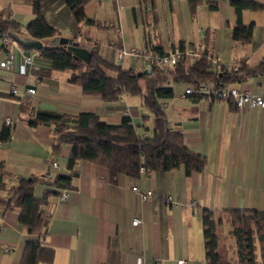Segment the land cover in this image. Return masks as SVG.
<instances>
[{
	"label": "crops",
	"instance_id": "crops-1",
	"mask_svg": "<svg viewBox=\"0 0 264 264\" xmlns=\"http://www.w3.org/2000/svg\"><path fill=\"white\" fill-rule=\"evenodd\" d=\"M256 1L264 5V0ZM59 9H55L57 14ZM83 10L95 20L78 22L83 42L97 45L100 54L114 62L118 50L124 49L123 67L139 73L150 72L143 70L151 64L135 51L149 48L152 42L161 51L180 42L200 44V54L207 47L213 64L229 67L241 57L254 65L264 56V9L241 11V22L252 23V32L247 41L236 40L232 31L237 18L230 0H201L194 16L188 0H88ZM62 11L65 18L55 17V12L49 17L61 27L59 36L70 37V12L64 7ZM0 15L18 22L16 32L27 35L25 24L33 18L30 0H0ZM58 39L47 38L44 44H59ZM24 52H30L32 63L21 72ZM8 57V66H0V129L6 115L17 120L9 130V139L0 141V161L11 173L4 178L6 188L0 191V199L11 195L9 187L16 185L21 175L43 178L53 159L63 166L61 173H69L66 162L71 145L54 149L49 125L30 127L19 118L25 97L34 107L96 112L111 123L119 122L127 109L137 133L152 132L154 109L142 95L128 93L109 101L99 94L84 93L62 73L39 77L34 70L50 68L49 59L15 42L2 45L0 39V62ZM34 84V95L16 97L9 91L13 85L24 88ZM187 84L172 82L173 95L158 101L170 127L182 133L191 149L206 156L203 169L186 172L179 164L168 170L144 169L138 175L112 176L107 167L80 159L67 197L59 200L52 194L46 205L47 234L40 241L53 247V264H178L179 258L183 259L181 264H208L201 224L203 208L215 211V217L224 208L264 210V110L239 109L232 100L183 95ZM234 84L259 92L264 73ZM132 185L151 189L153 195L143 200ZM47 187L44 181L35 182L33 195L41 197ZM135 216L141 221L133 225ZM229 229L227 222L217 228V250L222 256L219 264H235V244ZM39 237L25 230L15 209H5L0 203V264H20L25 241Z\"/></svg>",
	"mask_w": 264,
	"mask_h": 264
},
{
	"label": "trees",
	"instance_id": "trees-1",
	"mask_svg": "<svg viewBox=\"0 0 264 264\" xmlns=\"http://www.w3.org/2000/svg\"><path fill=\"white\" fill-rule=\"evenodd\" d=\"M86 1L88 0H30L33 18L25 24V33L28 36L43 42L47 38L58 37L61 27L54 25L49 13L55 12V17L65 18L62 11L64 7L70 12V37L88 47L90 51V60L86 63L75 58L64 46L44 44L38 53L51 61V67L36 68L34 71L39 77L51 76L54 72L62 73L66 81L80 85L84 93L99 94L104 100L115 101L128 93L140 94L146 104L153 106L154 126L152 132L144 135L137 133L127 114L122 115L119 122L111 123L96 112L40 108L32 106L29 98L21 100L19 118L30 127L40 123L49 125L55 138L53 148L68 143L71 150L66 162L68 174L57 173L53 179L46 176L43 179L21 175L18 183L9 187L11 195L7 199H0L5 209L12 208L17 211L18 221L27 232L40 236L25 241L20 264H53V247L40 241L47 234L49 218L46 205L50 195L58 194L56 188L73 186V178L77 174L75 165L80 159L107 167L112 176L118 173L138 175L140 166H143L145 171L168 170L179 164H183L186 172L203 169L206 156L191 149L184 142L182 133L170 127L162 103L158 101L159 98L173 95L172 82L197 84L213 81L234 84L251 75L264 73V56L254 65L249 64L245 57H241L229 67L219 62L213 64L207 47L202 49L196 59L187 60L181 57L175 65L164 70L154 63H151V71L147 73L120 66L103 57L97 45L84 43L82 38L76 39L80 30L78 22L95 21L84 13L83 4ZM200 2L201 0H188L192 16ZM230 3L237 18L232 31L233 38L247 41L251 36L252 23L241 22V11L262 10L264 5L256 0H230ZM209 6L214 8L215 4L210 3ZM58 7L59 14L55 11ZM19 26L18 22L0 15V36L5 30L18 31ZM4 44L2 42V45ZM179 45L184 46L182 42ZM1 94L3 93L0 92ZM10 128L6 123L3 125L0 129V141L9 139ZM9 175L11 173L6 169L4 162L0 161V191L6 188L4 178ZM37 181H44L48 185L41 197L33 195ZM223 222L229 224V233L234 239V263L264 264V210L224 208L221 214L215 217V211L203 208L201 224L208 264H219L222 258L217 250V228Z\"/></svg>",
	"mask_w": 264,
	"mask_h": 264
},
{
	"label": "built area",
	"instance_id": "built-area-1",
	"mask_svg": "<svg viewBox=\"0 0 264 264\" xmlns=\"http://www.w3.org/2000/svg\"><path fill=\"white\" fill-rule=\"evenodd\" d=\"M9 30H5L1 33L0 39L3 43H12L14 41L11 40L8 35ZM152 32V31H151ZM150 32V33H151ZM81 37L77 36V40ZM152 45L140 51H135V55L141 57V59L146 63H154L161 70L168 69L169 67L175 65L177 61L181 57H191L192 60L196 59L200 53L199 48L200 44L197 45H184L181 47L179 44L173 46L171 49L166 51H160L156 49ZM125 50H118L116 56V63L120 66H123ZM213 62H217V59H212ZM11 61L10 57L0 62L1 67H7L9 62ZM32 63V55L30 52H24L22 55V61L19 64V71L25 72L27 65ZM227 66V65H226ZM9 91L16 95V97H20L24 94L34 95L36 93V86L29 85L24 88H18L15 85L11 86ZM183 95H200L201 97L207 99H221V100H232L236 107L241 109L243 107H259L264 110V86L261 87L259 92H253L251 89L246 88L237 84H223L221 82H200L197 84L190 83L188 84L183 92ZM129 111L127 109L124 110V114H128ZM17 118L14 115H6L4 117V122L13 127ZM145 135V134H144ZM139 170H144L143 166L139 167ZM63 171V166L57 159H53L49 167L45 173V176L49 179H53L57 173H61ZM134 193H136L141 199L146 200L148 197L153 195V191L151 189H143L138 185L131 186ZM69 192V188H59L57 197L59 200H64L67 197ZM139 217L135 216L132 219V224L136 225L140 223ZM183 262L182 258L177 259V263L181 264Z\"/></svg>",
	"mask_w": 264,
	"mask_h": 264
},
{
	"label": "water",
	"instance_id": "water-1",
	"mask_svg": "<svg viewBox=\"0 0 264 264\" xmlns=\"http://www.w3.org/2000/svg\"><path fill=\"white\" fill-rule=\"evenodd\" d=\"M8 35L11 40L14 41L19 47L26 51L31 50H40L44 42L41 39L33 38L28 35H20L16 31H8ZM58 43L60 46H64L68 51H70L75 58H79L86 63L90 60V51L88 47L83 46L78 41L74 40L72 37L68 36H58ZM146 70H151V66H148L143 72Z\"/></svg>",
	"mask_w": 264,
	"mask_h": 264
},
{
	"label": "rangeland",
	"instance_id": "rangeland-1",
	"mask_svg": "<svg viewBox=\"0 0 264 264\" xmlns=\"http://www.w3.org/2000/svg\"><path fill=\"white\" fill-rule=\"evenodd\" d=\"M150 118H151V117H150ZM148 123H150L149 120H148Z\"/></svg>",
	"mask_w": 264,
	"mask_h": 264
}]
</instances>
